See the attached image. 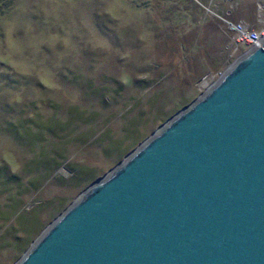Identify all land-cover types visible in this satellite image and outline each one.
<instances>
[{"label": "rangeland", "instance_id": "obj_1", "mask_svg": "<svg viewBox=\"0 0 264 264\" xmlns=\"http://www.w3.org/2000/svg\"><path fill=\"white\" fill-rule=\"evenodd\" d=\"M263 7L0 0V264L247 50L227 22L264 31Z\"/></svg>", "mask_w": 264, "mask_h": 264}, {"label": "water", "instance_id": "obj_2", "mask_svg": "<svg viewBox=\"0 0 264 264\" xmlns=\"http://www.w3.org/2000/svg\"><path fill=\"white\" fill-rule=\"evenodd\" d=\"M14 264H264V34Z\"/></svg>", "mask_w": 264, "mask_h": 264}, {"label": "built area", "instance_id": "obj_3", "mask_svg": "<svg viewBox=\"0 0 264 264\" xmlns=\"http://www.w3.org/2000/svg\"><path fill=\"white\" fill-rule=\"evenodd\" d=\"M227 24L230 30L234 32L235 50H238V46L243 44H247L249 47L256 44L264 34V31L253 30L243 22H227Z\"/></svg>", "mask_w": 264, "mask_h": 264}, {"label": "trees", "instance_id": "obj_4", "mask_svg": "<svg viewBox=\"0 0 264 264\" xmlns=\"http://www.w3.org/2000/svg\"><path fill=\"white\" fill-rule=\"evenodd\" d=\"M13 4V3H12ZM11 6V4L10 5H8V7H10Z\"/></svg>", "mask_w": 264, "mask_h": 264}, {"label": "bare ground", "instance_id": "obj_5", "mask_svg": "<svg viewBox=\"0 0 264 264\" xmlns=\"http://www.w3.org/2000/svg\"><path fill=\"white\" fill-rule=\"evenodd\" d=\"M264 8V7H263Z\"/></svg>", "mask_w": 264, "mask_h": 264}]
</instances>
